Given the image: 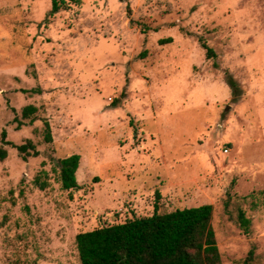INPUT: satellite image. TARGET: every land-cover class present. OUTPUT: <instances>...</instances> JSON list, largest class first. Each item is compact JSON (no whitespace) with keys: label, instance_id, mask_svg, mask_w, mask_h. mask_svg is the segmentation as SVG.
I'll return each instance as SVG.
<instances>
[{"label":"rangeland","instance_id":"1","mask_svg":"<svg viewBox=\"0 0 264 264\" xmlns=\"http://www.w3.org/2000/svg\"><path fill=\"white\" fill-rule=\"evenodd\" d=\"M52 1L0 0V264H80L155 204L212 205L221 263L264 264V0Z\"/></svg>","mask_w":264,"mask_h":264},{"label":"trees","instance_id":"2","mask_svg":"<svg viewBox=\"0 0 264 264\" xmlns=\"http://www.w3.org/2000/svg\"><path fill=\"white\" fill-rule=\"evenodd\" d=\"M57 12L58 4L53 0L49 15ZM202 46L207 58L214 57L205 43ZM227 84L234 94L236 83L229 78ZM33 110L26 107L23 116ZM79 160L80 156L73 154L57 162L62 189L77 188ZM212 211V205L205 204L160 214L155 204L151 216L79 233L75 243L80 264H222L211 227ZM238 221L247 233L249 220L242 211Z\"/></svg>","mask_w":264,"mask_h":264}]
</instances>
